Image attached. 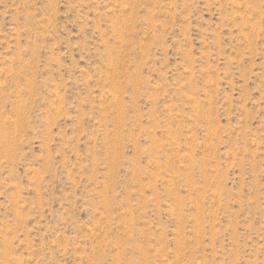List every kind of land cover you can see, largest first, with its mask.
Returning <instances> with one entry per match:
<instances>
[{"label": "rangeland", "instance_id": "374dc122", "mask_svg": "<svg viewBox=\"0 0 264 264\" xmlns=\"http://www.w3.org/2000/svg\"><path fill=\"white\" fill-rule=\"evenodd\" d=\"M0 264H264V0H0Z\"/></svg>", "mask_w": 264, "mask_h": 264}]
</instances>
